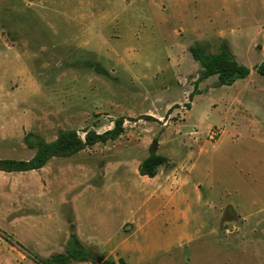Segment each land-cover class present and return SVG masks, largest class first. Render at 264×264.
<instances>
[{"label":"rangeland","instance_id":"1","mask_svg":"<svg viewBox=\"0 0 264 264\" xmlns=\"http://www.w3.org/2000/svg\"><path fill=\"white\" fill-rule=\"evenodd\" d=\"M223 42L249 77L197 83L190 48ZM263 62L264 0H0V159L30 160L28 134L84 139L126 119L116 141L0 172V264L58 254V207L39 209L64 194L95 221L99 245L132 222L130 244L173 249L147 264H264ZM154 143L189 198L182 216L161 198L149 222L138 209L156 187L137 166Z\"/></svg>","mask_w":264,"mask_h":264},{"label":"trees","instance_id":"2","mask_svg":"<svg viewBox=\"0 0 264 264\" xmlns=\"http://www.w3.org/2000/svg\"><path fill=\"white\" fill-rule=\"evenodd\" d=\"M190 52L195 61L200 64L201 71L198 82L211 77H218L219 86H232L238 80L249 77L251 71L248 67L240 64L234 58L227 43L220 45L219 52L209 54L201 46L191 47ZM257 73L264 78V62L256 67ZM193 94L190 98H193ZM152 119V117H149ZM125 118H118L114 127L99 134L95 131H86L84 139L75 130L61 131L56 140L47 142L33 134L25 137V143L30 149L35 150L30 160L0 159V172H30L39 171L46 167L55 158H69L86 149L93 148L97 144H107L118 140L124 133ZM169 162V159L158 155L150 154L139 166V174L154 178L159 173V168ZM74 227L72 226V229ZM117 264L115 261L105 259L103 256L94 255L82 245L77 235L72 232L68 242L66 254H57L48 260H38L41 264H68L71 261L91 262L98 264ZM119 264H123L119 261Z\"/></svg>","mask_w":264,"mask_h":264},{"label":"crops","instance_id":"3","mask_svg":"<svg viewBox=\"0 0 264 264\" xmlns=\"http://www.w3.org/2000/svg\"><path fill=\"white\" fill-rule=\"evenodd\" d=\"M139 166L140 164L137 166L138 173ZM161 169L163 168H159V173L154 178L142 176L144 179L148 180L150 184L156 187L155 192L149 196L144 205L138 209V212H140L142 216H145L149 222L153 221L154 209H157L161 198H169L170 203L175 201L179 202L180 208H178L177 213L181 216L184 214L181 207L189 198L186 194V176L183 177L177 169L172 170L170 174H167ZM191 170L192 167L190 168V172H192ZM77 186L78 187L75 188H79L80 185ZM67 195L68 194H64L57 203H54L53 201H44V203L42 202L41 204L43 207L39 209V211H42L45 214L49 211L46 207L52 205L58 207L57 210L63 220V226H59L53 230L58 235V238H60V241L58 242V254H66L72 232L77 235L85 249L92 254L103 256L105 259L115 261L117 264H119V261H122L123 264H147L155 258L169 255L173 251L170 246L154 248L152 245H148L143 248L130 244L129 232L133 231V227L136 225L132 222H124L115 230L118 235L115 237L118 238L117 242L114 241V236L112 237V232H110L108 234V239L103 243L104 245H99V240L96 239L97 228L99 227L96 225L95 221H92V217L89 218V215L85 217V213L79 208L78 200L76 198H69ZM72 226L74 227L73 229ZM68 264L93 263L71 261Z\"/></svg>","mask_w":264,"mask_h":264},{"label":"built area","instance_id":"4","mask_svg":"<svg viewBox=\"0 0 264 264\" xmlns=\"http://www.w3.org/2000/svg\"><path fill=\"white\" fill-rule=\"evenodd\" d=\"M223 134L222 130H211V139H214L216 137H220Z\"/></svg>","mask_w":264,"mask_h":264},{"label":"water","instance_id":"5","mask_svg":"<svg viewBox=\"0 0 264 264\" xmlns=\"http://www.w3.org/2000/svg\"><path fill=\"white\" fill-rule=\"evenodd\" d=\"M156 149H157V143H154V145L152 146V148H151V153H154V151H156ZM102 263V260H99V262H98V264H101Z\"/></svg>","mask_w":264,"mask_h":264}]
</instances>
